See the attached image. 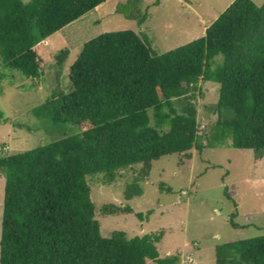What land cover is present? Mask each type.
<instances>
[{"label":"trees","instance_id":"1","mask_svg":"<svg viewBox=\"0 0 264 264\" xmlns=\"http://www.w3.org/2000/svg\"><path fill=\"white\" fill-rule=\"evenodd\" d=\"M102 1L0 0V63L38 76L35 45ZM140 1L115 10L142 23ZM68 77L69 90L35 112L79 130L0 154V264H179L177 254L159 256L162 233L102 235L86 175L111 179L117 168L140 163L142 178L152 159L191 147L229 144L262 156L264 0H231L204 34L162 52L133 29L103 31L82 43ZM200 78L218 84L216 117L204 128L194 100ZM137 179L127 197L140 192ZM215 264H264V225L258 235L216 244Z\"/></svg>","mask_w":264,"mask_h":264},{"label":"rangeland","instance_id":"2","mask_svg":"<svg viewBox=\"0 0 264 264\" xmlns=\"http://www.w3.org/2000/svg\"><path fill=\"white\" fill-rule=\"evenodd\" d=\"M123 1L104 0L39 41L35 45L38 76L27 77L0 63V154L23 151L79 130L35 109L58 91L69 90V65L87 39L106 30L130 28L162 52L204 34L231 2L141 0L147 16L138 23L136 17L115 10ZM217 96L218 84L200 78L194 98L200 128L215 119L212 106ZM142 175L140 163L117 168L111 179L103 172L86 175L102 235L113 230H124L128 236L162 233L156 241L159 256L177 254L179 264H215L216 244L263 231L264 150L256 157L252 148L229 144L191 147L152 159L150 170ZM136 177L140 192L127 197L125 190ZM4 180L0 173V234ZM111 203L132 210L109 212L103 205ZM136 212H142V217Z\"/></svg>","mask_w":264,"mask_h":264},{"label":"crops","instance_id":"3","mask_svg":"<svg viewBox=\"0 0 264 264\" xmlns=\"http://www.w3.org/2000/svg\"><path fill=\"white\" fill-rule=\"evenodd\" d=\"M96 6H97V5H96ZM37 44H38V43H37ZM37 44H36V45H37Z\"/></svg>","mask_w":264,"mask_h":264}]
</instances>
